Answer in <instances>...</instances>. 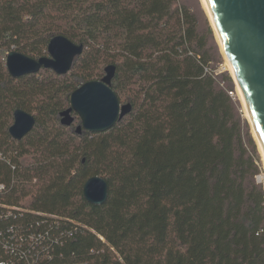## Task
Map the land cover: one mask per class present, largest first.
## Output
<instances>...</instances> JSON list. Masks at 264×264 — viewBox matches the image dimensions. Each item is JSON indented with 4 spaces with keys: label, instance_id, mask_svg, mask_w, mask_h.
<instances>
[{
    "label": "trees",
    "instance_id": "16d2710c",
    "mask_svg": "<svg viewBox=\"0 0 264 264\" xmlns=\"http://www.w3.org/2000/svg\"><path fill=\"white\" fill-rule=\"evenodd\" d=\"M58 35L84 46L67 75L10 76L5 51L39 59ZM209 37L178 0H0V202L26 210L0 226L72 230L59 264H264L260 158ZM110 65L132 111L103 133H79L76 114L63 126L71 94ZM17 110L36 121L20 141ZM94 176L102 206L83 196Z\"/></svg>",
    "mask_w": 264,
    "mask_h": 264
},
{
    "label": "water",
    "instance_id": "95a60500",
    "mask_svg": "<svg viewBox=\"0 0 264 264\" xmlns=\"http://www.w3.org/2000/svg\"><path fill=\"white\" fill-rule=\"evenodd\" d=\"M204 1L264 155V0ZM83 50V45L58 35L49 42L48 56L33 59L12 51L7 56L6 67L10 76L17 79L43 69L64 76ZM115 74L116 67L110 65L102 80L90 81L74 91L70 107L61 113V124L72 126L76 119L73 114H76L81 121L77 131L96 134L109 131L128 115L132 106L122 105L111 86ZM35 123L33 115L17 110L9 133L14 140L20 141L33 130ZM83 196L91 205H104L109 197L107 181L100 176L91 177L83 187Z\"/></svg>",
    "mask_w": 264,
    "mask_h": 264
},
{
    "label": "built area",
    "instance_id": "2783aa9c",
    "mask_svg": "<svg viewBox=\"0 0 264 264\" xmlns=\"http://www.w3.org/2000/svg\"><path fill=\"white\" fill-rule=\"evenodd\" d=\"M12 50L13 47L4 52L5 63ZM5 190L6 185L0 184V196ZM25 212L26 210L22 208L0 202V225L17 219V216H22V213ZM37 215L52 218L39 213ZM81 227L85 228L82 225ZM65 235L72 237L74 233L70 230L63 232L59 237L46 231L18 232L14 226H0V264H59L56 259V247L62 244L61 238ZM98 237L103 243H106L102 236ZM116 255L122 261L117 253ZM57 257L61 259L62 254Z\"/></svg>",
    "mask_w": 264,
    "mask_h": 264
},
{
    "label": "rangeland",
    "instance_id": "374dc122",
    "mask_svg": "<svg viewBox=\"0 0 264 264\" xmlns=\"http://www.w3.org/2000/svg\"><path fill=\"white\" fill-rule=\"evenodd\" d=\"M178 2L180 4H182L185 8H187V10L190 11V13L193 15L194 19L198 22L199 29L201 32L208 34L209 27L213 31V38L209 37V46L211 48V52H212V55L214 58V61L211 64V67H213L215 69L216 75H221V74L230 75V77L232 78V82H233L232 87L234 89V93H230V95L233 98V100L235 101V103H237L238 110L241 113L242 118L245 120V122L248 125V127H245V129H244L245 133L247 134V132H250V134H251V136L255 142L257 153H258V156L260 158L259 161L257 160V165L260 167V173L256 177V182L258 184H261L264 187V162L262 159V155L258 149V145L256 143L255 137L253 136L250 122H249L248 118L245 116L244 106L240 100V97L238 96L235 81L232 77L230 70L228 69L229 67L227 64V60H226L224 54L222 53L221 47H220L219 42L216 38L214 28L211 24V20L208 17L206 10L204 9L202 0H178ZM224 85H225V83L222 82L221 86H224Z\"/></svg>",
    "mask_w": 264,
    "mask_h": 264
},
{
    "label": "bare ground",
    "instance_id": "6f19581e",
    "mask_svg": "<svg viewBox=\"0 0 264 264\" xmlns=\"http://www.w3.org/2000/svg\"><path fill=\"white\" fill-rule=\"evenodd\" d=\"M202 3H203V6H204V9L206 10V13H207L208 17H209L210 20H211V17H210V14H209V10H208V7H207L205 1L202 0ZM211 24H212V26H213V28H214V31H215V34H216V38H217V40H218V42H219V45H220L221 50H222V53L224 54V56H225V58H226V60H227V64H228V67H229L228 69L230 70V72H231V74H232V77H233V79H234V81H235V84H236V88H237L238 96L240 97V100H241V102H242V104H243V106H244L245 116L248 118V120H249V122H250L251 130H252L253 136L255 137L256 143H257V145H258V149H259V151H260V153H261V155H262V159H263V162H264L263 151L260 149L259 143H258V141H257V139H256V136H255V133H254V129H253L252 122H251V120L249 119V117H248V115H247L246 108H245V104H244V101H243V98H242V95H241V92H240V89H239V86H238L237 80H236L235 75L233 74V72H232V70H231V66H230L229 61H228V59H227V56H226V54H225V50H224L223 46L221 45V43H220V41H219V38H218V35H217V32H216V29H215V27H214V24L212 23V20H211Z\"/></svg>",
    "mask_w": 264,
    "mask_h": 264
}]
</instances>
